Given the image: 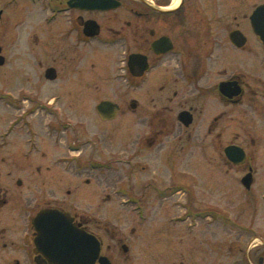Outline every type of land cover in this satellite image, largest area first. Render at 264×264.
I'll use <instances>...</instances> for the list:
<instances>
[{
	"label": "flooded vegetation",
	"instance_id": "1",
	"mask_svg": "<svg viewBox=\"0 0 264 264\" xmlns=\"http://www.w3.org/2000/svg\"><path fill=\"white\" fill-rule=\"evenodd\" d=\"M263 4L264 0H0V73L10 72L14 83L13 88H0V121L8 119L0 133L18 131L22 145L6 155L0 151V264H117L98 218L78 211L85 186L82 176L90 167L67 168L63 153L32 151L43 147L39 138L62 144L68 133L75 134L83 112V85L89 80L84 74L85 46L91 47V67L96 68L91 80L105 82L104 87L96 85L97 91L121 79L126 80V94L151 97L154 111H145L150 114L146 121L152 122L144 143L159 141V150L173 143L166 154L219 161L218 169L206 168L212 183L225 191L218 205L194 204L197 186L174 183L158 189L187 194L190 233L208 222V228L192 234L186 244L174 242L170 264H264V43L252 20ZM24 28L27 43H20ZM37 28H43L44 38ZM235 34L245 37V43L235 42ZM37 45L44 50L40 55ZM110 58L116 61L107 70ZM37 64L42 70L38 73ZM104 100L115 101L105 97L96 105L104 122L139 107L136 98L127 107L115 101L118 114L106 119L97 110ZM25 143L31 151L26 152ZM79 148H73L71 160L81 163L75 152ZM69 169L74 177H68ZM91 197L98 201L93 192ZM141 197L130 189L124 202L135 204L133 198L138 202ZM45 209L70 216L43 217L42 226L37 220ZM244 213L251 218L243 219ZM67 220L73 230L90 236V245L94 239L101 242L97 257L93 247L78 254L77 243L67 239ZM212 226L224 233L210 232ZM113 236L130 259L129 244ZM101 256L109 261L102 263ZM162 259L159 246V264H164Z\"/></svg>",
	"mask_w": 264,
	"mask_h": 264
},
{
	"label": "rangeland",
	"instance_id": "2",
	"mask_svg": "<svg viewBox=\"0 0 264 264\" xmlns=\"http://www.w3.org/2000/svg\"><path fill=\"white\" fill-rule=\"evenodd\" d=\"M13 8L15 7H10V10ZM37 31L41 38L45 37L46 33L43 28H37ZM20 35V43H27V28H24ZM252 39H255L254 36ZM6 45L11 46L10 43H6ZM114 48L117 50V47ZM43 51L41 45L36 46V55H40ZM83 51L84 74L86 78L89 77L87 78L89 80H85L83 85L85 90L81 97L83 112L80 117L81 122L73 129L75 134L68 133V140L62 144L50 140V138H39L43 147L37 145V148L32 151L45 150L63 153V157L66 158L62 160V162L64 161L63 166L67 168L77 167L83 170L84 166L90 167L89 171L84 170L85 173L82 176L85 186L80 189L79 200L82 204L78 211L98 218L99 231L107 243L113 244V253L116 256L117 264H159V246L164 264H170L173 258L174 242L179 239L181 242L183 241V244H186L192 234H198L201 230L207 229L208 222H202L193 233H190L188 228L189 209L185 213L188 206L187 194L180 191L173 195L169 194L170 191H168L169 193L167 191L158 192V189L165 190L166 187L174 183L197 186L192 197L194 204L197 206L218 205L224 199L225 191L221 190L219 185L212 183L214 179L210 180L207 169H218L219 161L210 163L209 160H203L198 156L194 160H190L181 153L178 155L166 154L173 150V143H167L160 150L159 141L151 144L144 143V138L149 136L152 122V118L146 121L145 115L148 113L147 117H150L151 112L154 111L151 97L142 94H126V80L121 79L111 80L106 86L108 90L97 91L96 85L104 87L105 82L91 80L94 78L96 70L91 67L93 53H90L92 51L90 46H85ZM113 54H115V50ZM115 61V58L107 60L109 63L108 66L106 65L107 70L114 67ZM36 71V73L42 71L38 64ZM9 73L7 70L1 71L0 88H13L14 83ZM49 91L53 92L54 89L50 88ZM105 97L115 100L125 107L130 105V99L136 98L139 101V107L134 112L119 115L113 121L104 122L98 117L96 105ZM157 99L158 96H155L154 101L156 102ZM146 110L150 111V114L145 112ZM7 123L8 119L6 118L0 121V131L5 128ZM18 144V131L8 135L0 133V151L5 155L22 146ZM72 147H80L75 152L82 158L81 163L71 160L72 157H75L72 156ZM24 149L26 152L31 151V146L25 143ZM159 152H164V154H159ZM6 162H12V160H6ZM2 166L8 168L6 163ZM67 174L68 177H74L73 171L71 172L70 169ZM87 179H90V184H86ZM130 189L142 196L137 198L138 202L136 198H133L135 204L131 205L124 202L125 194ZM91 192L97 195L98 201H93ZM166 194L167 197L165 196L161 200ZM94 199L96 200V198ZM178 200H182L184 203L179 205ZM237 214L240 216L239 213ZM250 218L251 216L247 213L243 214V219ZM260 220L262 222V219ZM106 227L109 228V231H106ZM134 229L135 233H133ZM209 230L213 233H224L215 226ZM175 232H184V235L176 236ZM113 235L116 238L125 239L129 244L131 247L130 259H127L128 255L115 245L116 241L113 240ZM134 238L138 240L135 241ZM120 255H122L121 261L118 259Z\"/></svg>",
	"mask_w": 264,
	"mask_h": 264
},
{
	"label": "water",
	"instance_id": "3",
	"mask_svg": "<svg viewBox=\"0 0 264 264\" xmlns=\"http://www.w3.org/2000/svg\"><path fill=\"white\" fill-rule=\"evenodd\" d=\"M252 20H253V26L255 32L260 36L261 40L264 43V4L258 7L256 12L252 16ZM232 38L237 43H243V42L245 43L246 41L245 37H238L237 34L233 35ZM97 110L99 111V113L103 118L113 119L118 114L119 105L115 101L104 100L97 106ZM48 216L69 217L70 213H63L57 210L45 209L39 213L38 215L39 219L37 220V222L42 226L46 225V222L43 217H48ZM70 223L71 222L67 220V225H68L67 239L68 241L74 240L77 243L76 247L78 254L79 255L82 254V248L84 253H86L88 248L93 247L94 257H97L101 252V242L98 241L97 239H94L93 245H90L91 243L90 236L87 235L86 233L82 234L79 230H73L71 228ZM100 259L102 263H106V261H109V259L106 256H101Z\"/></svg>",
	"mask_w": 264,
	"mask_h": 264
}]
</instances>
